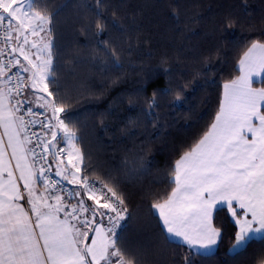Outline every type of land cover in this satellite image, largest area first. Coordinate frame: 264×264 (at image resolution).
<instances>
[{"label":"snow or ice","instance_id":"1","mask_svg":"<svg viewBox=\"0 0 264 264\" xmlns=\"http://www.w3.org/2000/svg\"><path fill=\"white\" fill-rule=\"evenodd\" d=\"M38 7L47 0H0V264H143L140 250L125 243L134 214L119 180L109 173V186L89 177L93 168L75 144L82 137L69 127L74 117L49 88L59 92L58 13ZM113 23L120 26L115 13ZM234 23L225 19L226 28ZM94 27L100 34L106 25ZM106 51L119 62L114 49ZM237 70L222 85L208 130L174 161V187L149 209L160 235L187 249L183 264L215 258L225 235L221 211L236 229L229 252L264 242V86H253L264 85V42H250ZM181 102L179 95L172 101ZM159 103L154 92L148 108ZM135 164L133 174L149 171L143 156Z\"/></svg>","mask_w":264,"mask_h":264},{"label":"trees","instance_id":"2","mask_svg":"<svg viewBox=\"0 0 264 264\" xmlns=\"http://www.w3.org/2000/svg\"><path fill=\"white\" fill-rule=\"evenodd\" d=\"M38 10L58 13L59 92L51 83L49 88L74 117L65 123L82 137L76 143L93 168L89 177L109 186L108 174L116 177L134 214L125 243L140 250L143 264H183L187 249L160 235L149 209L174 187V161L213 122L223 83L240 74L243 51L252 41L264 42V0H47ZM226 18L235 21L230 28ZM97 22L106 25L100 34ZM107 48L115 50L118 63ZM181 84H187L182 92ZM169 87L174 91L160 92ZM154 92L160 103L149 109ZM177 95L183 102L173 104ZM141 156L149 171L133 174ZM217 223L225 235L215 258L198 257L197 264H262L264 242L254 240L233 254L231 219L221 211Z\"/></svg>","mask_w":264,"mask_h":264},{"label":"crops","instance_id":"3","mask_svg":"<svg viewBox=\"0 0 264 264\" xmlns=\"http://www.w3.org/2000/svg\"><path fill=\"white\" fill-rule=\"evenodd\" d=\"M254 86V85H253ZM255 87V86H254ZM29 99H31V97L29 96ZM75 143H76V141H75ZM76 145H77V143H76ZM59 147H64V145L63 144H60L59 145ZM77 147H78V145H77ZM13 163H14V161H13ZM17 175L19 174L18 173V170H17V173H16ZM38 188L42 191L43 190V186L42 185H39L38 184ZM22 191H23V188L21 189Z\"/></svg>","mask_w":264,"mask_h":264},{"label":"built area","instance_id":"4","mask_svg":"<svg viewBox=\"0 0 264 264\" xmlns=\"http://www.w3.org/2000/svg\"><path fill=\"white\" fill-rule=\"evenodd\" d=\"M15 71V70H14ZM36 131H39V128H38V126H37V128L35 129ZM52 160V157L51 156H49V161H51ZM54 179H55V177H53Z\"/></svg>","mask_w":264,"mask_h":264},{"label":"rangeland","instance_id":"5","mask_svg":"<svg viewBox=\"0 0 264 264\" xmlns=\"http://www.w3.org/2000/svg\"><path fill=\"white\" fill-rule=\"evenodd\" d=\"M76 144V143H75Z\"/></svg>","mask_w":264,"mask_h":264}]
</instances>
